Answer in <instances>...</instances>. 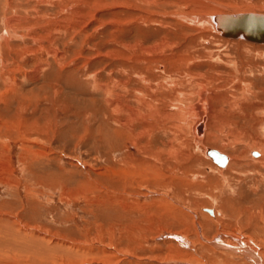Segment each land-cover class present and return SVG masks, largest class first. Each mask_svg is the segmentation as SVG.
I'll return each mask as SVG.
<instances>
[{
    "label": "rangeland",
    "instance_id": "1",
    "mask_svg": "<svg viewBox=\"0 0 264 264\" xmlns=\"http://www.w3.org/2000/svg\"><path fill=\"white\" fill-rule=\"evenodd\" d=\"M243 11L0 0V264H252L214 240L264 250V43L205 19Z\"/></svg>",
    "mask_w": 264,
    "mask_h": 264
},
{
    "label": "water",
    "instance_id": "2",
    "mask_svg": "<svg viewBox=\"0 0 264 264\" xmlns=\"http://www.w3.org/2000/svg\"><path fill=\"white\" fill-rule=\"evenodd\" d=\"M213 28L223 37L243 38L245 40L259 43L264 41V12L243 11L226 12L209 15ZM198 133L201 132V124L197 125ZM205 153L220 166L226 163L227 156L212 147H206ZM253 155L257 151H251ZM211 212V208L204 207Z\"/></svg>",
    "mask_w": 264,
    "mask_h": 264
},
{
    "label": "bare ground",
    "instance_id": "3",
    "mask_svg": "<svg viewBox=\"0 0 264 264\" xmlns=\"http://www.w3.org/2000/svg\"><path fill=\"white\" fill-rule=\"evenodd\" d=\"M205 19H206V21L208 22H206L205 20H204V17H203V20H204V22H206L207 24H209L210 25V27L214 30V31H216L214 28H213V24H212V22H211V20H210V18H209V16L208 17H205ZM9 21V20H8ZM6 22V21H5ZM6 24V23H5ZM9 24V23H8ZM7 27H8V25H6ZM5 30H7V28H5ZM5 32V31H4ZM7 32V31H6ZM259 43H264V41L263 42H259ZM35 75H36V73H35ZM187 110V109H186ZM190 112L192 113L193 111H192V108H191V110H190ZM190 112L188 113V115L190 114ZM192 117L193 115H189V117ZM200 144V143H199ZM199 144H197L196 146L199 148V149H201V152L206 156V157H208V158H210L209 157V155H207L206 153H205V148L206 147H202L201 145H199ZM218 150V149H217ZM219 151V150H218ZM220 152V151H219ZM257 154H259L258 152H257ZM227 156V155H226ZM256 156H258V155H256ZM211 159V158H210ZM229 156H227V160H226V163L223 165V166H220V165H218V166H220L221 168H224L225 166H226V164L228 163V161H229ZM211 161H213L212 159H211ZM214 162V161H213ZM215 163V162H214ZM208 212V211H207ZM210 214H213V210L211 209V212H209ZM234 236H236V235H234ZM234 236H229V237H234ZM221 237V238H220ZM216 238H220V240L218 241V240H214L215 241V244L216 245H219V246H221V247H225V248H228V250H230V251H232V252H234V253H237L240 257H242V258H244V259H247L249 262H251L252 264H264V250H259L258 248H253L251 245H250V243H249V241L248 240H251V238L250 237H248V239H243L242 237H234V238H236V240H238V239H241V240H244V242H247L249 245H244V244H241L240 245V242H238V243H231L229 240H227V239H225L223 236H219V237H216ZM186 241H188L187 240V238H186ZM254 243V242H253ZM256 243V242H255ZM254 243V244H255ZM193 245V244H192ZM251 246V247H250ZM255 246H256V244H255Z\"/></svg>",
    "mask_w": 264,
    "mask_h": 264
}]
</instances>
